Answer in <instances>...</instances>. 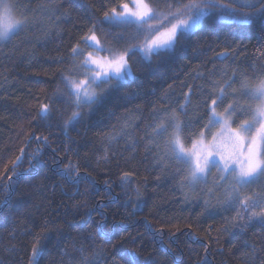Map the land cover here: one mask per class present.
<instances>
[{"label":"trees","instance_id":"1","mask_svg":"<svg viewBox=\"0 0 264 264\" xmlns=\"http://www.w3.org/2000/svg\"><path fill=\"white\" fill-rule=\"evenodd\" d=\"M127 1L12 0L25 24L0 42V264H131L129 251L140 264H264V223L228 203L229 194L264 196V187L232 192L215 168L192 184L166 138L151 134L173 110L185 147L211 133L204 125L219 89L218 112L234 103L242 79L264 77V16L206 18L167 56H130L131 77L101 84L98 101L76 109L65 77H79L83 56L72 49L93 32L111 53L142 43L134 27L105 21ZM176 2L150 0L165 12ZM45 104L51 115L41 119ZM74 110L81 119L65 128ZM245 119L237 112L233 125ZM70 165L76 179L64 175Z\"/></svg>","mask_w":264,"mask_h":264},{"label":"snow or ice","instance_id":"2","mask_svg":"<svg viewBox=\"0 0 264 264\" xmlns=\"http://www.w3.org/2000/svg\"><path fill=\"white\" fill-rule=\"evenodd\" d=\"M235 4H239V7H233ZM135 7L136 11L128 10L124 13H116L113 9L112 15L105 12L104 17L109 24L134 27L137 35L143 37L142 43L123 51L113 52L110 58H93V54L88 53L82 61V67L91 74L86 75L82 80L65 77L69 96L76 109L81 106L90 107L96 103L100 98L96 88L101 84L111 86L114 81L119 83L131 77L130 56L140 53L145 60H151L153 56H167L188 34L199 29L206 18L216 14H226L230 18L240 15L244 17V22H249L252 16H264V0H228V3H222L221 0H187V2L177 0L175 10H172L173 6H169L166 12L154 9L150 0H135ZM124 8L127 10V5H124ZM245 8L250 11L244 12ZM24 24V20L12 15L11 6L0 0V41L10 40L14 34L22 30ZM88 41H93L96 45L100 43L94 32L85 37V43ZM72 52L74 56L82 55V51L77 47H74ZM228 87H231V84H228ZM237 91L238 95L234 103H229L223 111L218 112L217 101L223 104L225 99L224 88L219 89L217 98L211 100L208 120L204 125L206 129L218 127L219 131L207 139L205 132L201 130L197 136L191 138L190 149L185 147V125L175 110L161 117L154 126H151V134L154 137H165L166 150L177 162L188 167L192 183L204 181L211 169L215 168L220 173V179L230 182L232 192H238L254 184L264 187L261 184L264 182V77L259 78L258 82L252 85H249L245 77L240 82V89L234 90ZM241 97L251 103L246 107L242 106ZM188 103L190 98L186 95L185 104L180 105L181 111L185 110V105ZM237 112L249 116L250 119L242 120L233 127V116ZM50 115L49 105H42L40 118L47 119ZM80 119V111L74 110L65 122V128ZM44 142H47V137L44 138ZM73 172L74 169L70 165L64 170V175L68 179H76L79 173L77 172L76 177H73ZM130 175L131 173L125 172L122 182L128 183ZM228 203L233 207L238 204L245 212H251L248 216L249 222L259 220L264 223V196L256 199L246 196L241 200L229 194ZM123 255L129 257L131 264H140L137 252L129 251ZM37 256L39 251L33 247V260Z\"/></svg>","mask_w":264,"mask_h":264},{"label":"rangeland","instance_id":"3","mask_svg":"<svg viewBox=\"0 0 264 264\" xmlns=\"http://www.w3.org/2000/svg\"><path fill=\"white\" fill-rule=\"evenodd\" d=\"M5 3H8L10 6H11V10H12V15L15 17V18H18L16 16V14L14 13V10H13V6H12V0H4ZM124 5H127V10L124 8ZM128 10H131V11H136V7H135V0H128L127 2H125L124 4H122L121 6H119L118 9H115V12L116 13H124ZM113 14V10H111L109 12V15H112ZM20 19V18H18ZM8 41V40H7ZM0 42H6V41H0ZM85 42V41H84ZM87 46L84 48H79L81 51H82V56L85 58L87 56L88 53H92L93 54V58H98V59H103V58H110L111 56V52H108L106 51L102 45L99 43V45H96L95 42L93 41H88L87 43ZM86 48V49H85ZM98 49H103L102 51L98 50ZM142 56V55H141ZM83 57H82V60H83ZM82 60H81V73L79 75V77H76L75 79L76 80H82V79H85L86 78V75H90L91 73L87 70V69H84L82 67ZM105 71H107V69H105ZM129 78V77H127ZM127 78H125L123 81H125ZM93 87H95L93 85ZM96 92L99 93V87L96 88ZM235 115L233 116V119H234ZM233 127H235L233 125ZM219 131V128L218 127H214V129L211 131V133H207V130H205V136L207 139H210L211 138V135L213 133H216ZM187 149H190L191 148V145L186 147ZM190 181H191V177H190ZM192 183V182H191ZM197 183V182H196ZM196 183H192V184H196Z\"/></svg>","mask_w":264,"mask_h":264}]
</instances>
